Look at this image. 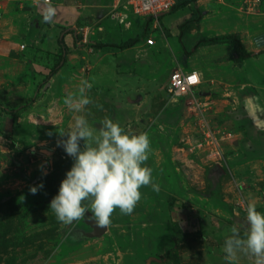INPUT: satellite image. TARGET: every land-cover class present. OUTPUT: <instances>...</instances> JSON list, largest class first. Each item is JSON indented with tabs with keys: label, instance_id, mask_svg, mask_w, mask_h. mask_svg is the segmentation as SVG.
<instances>
[{
	"label": "rangeland",
	"instance_id": "1",
	"mask_svg": "<svg viewBox=\"0 0 264 264\" xmlns=\"http://www.w3.org/2000/svg\"><path fill=\"white\" fill-rule=\"evenodd\" d=\"M57 1L62 0H51V4ZM245 1L209 0L207 9H211V17L216 16L210 22L230 26L248 18L263 27L262 42L264 0L251 11L246 10ZM20 10L21 0H0V39L8 40L13 31L22 30L25 21L31 24L29 29L23 28L21 37L16 36L22 43L27 40L26 49L18 50V56L25 58L38 49L29 37L41 38L38 25L51 22H42L43 16L34 15L35 11L29 18L20 16ZM124 10L125 15H133ZM169 18L178 17L174 13L161 16L162 24L169 26L162 28L164 45L157 39L155 47L122 51L113 45L98 49L103 43L94 38L97 33L77 19L74 30L79 44L69 50L71 56L65 63L75 75L60 79L62 85L68 83L66 89L56 83L51 86L46 78L58 53L45 60L39 55L30 57L27 82L11 78L12 85H21L20 90L11 85L8 90L0 88V103L8 109L0 108V264H226L224 240L234 225L243 235L247 204L254 203L264 213V127L252 125L247 131L252 121L242 103L257 94L264 97V73L254 75L255 84L233 85L214 78V69L208 67L210 74L205 79L211 94L218 97L227 88L225 116L241 123L245 132L240 145L228 147L218 164H205L191 149L196 136L187 121L185 98L174 99L167 91L171 74L188 58L186 49L191 51L195 45L192 36L180 39L178 24L169 25ZM139 21L140 25L155 23L150 18ZM147 32L141 34L143 39ZM153 34L160 36L159 31ZM209 55L214 54H205ZM83 80L92 84L88 92L92 103L77 113L63 100L69 93H78ZM36 91L38 101L24 106ZM77 115L97 128L107 117L126 131L147 133L150 139L146 164L158 190L142 187L134 211L123 215L116 209L100 235H96L101 230L90 218L91 212L65 224L49 210L53 186L59 190L73 164L57 142L66 139L60 132L70 130ZM10 126L20 133L18 138L29 134L32 139L14 140L8 132ZM41 183L43 188L38 187ZM33 186L38 187L36 194L30 192ZM234 264L249 261L241 255Z\"/></svg>",
	"mask_w": 264,
	"mask_h": 264
},
{
	"label": "crops",
	"instance_id": "2",
	"mask_svg": "<svg viewBox=\"0 0 264 264\" xmlns=\"http://www.w3.org/2000/svg\"><path fill=\"white\" fill-rule=\"evenodd\" d=\"M208 1L209 0H198L196 2L198 9L204 11V15L198 24L193 25L189 30H187L184 36L179 35L180 39L183 41L185 37L192 36V39L194 40L193 44H195L201 37L211 38L223 34L238 33L241 42L247 51L260 53L255 57L243 60L241 64H236L234 61L228 59L233 52V45L230 43H216L199 46L195 52L188 56L187 60L183 64H178V68L182 70H192L200 74L202 83L197 88V91L200 95L210 96L216 105L211 114L212 119L218 123H224L227 127L236 130L237 139L232 145L226 144L224 148L226 150L228 147L236 148L240 145L245 129L237 120L233 118H230V120L227 116H225V103H227V101L229 103V96H227L229 93H226L227 88L223 89V95H219L221 97H213L211 94L212 88L209 89L211 85H209L205 79V77H207L210 73L207 74L206 71L208 67L209 69H214L211 70V74L214 75V78L220 81L229 82L233 85L242 84L245 86L255 84L253 79L254 75L264 73V41H259L262 39L261 31L263 30V27L248 18L241 22L235 20L236 23H233L230 26L216 24L215 21L210 22V18L213 20L216 19V16L214 15L211 17V9H207ZM21 3L23 10L19 11L20 16H26L29 18L34 11V15L40 14L43 16L46 3L43 2L39 5H35L27 0H21ZM52 5L56 8L57 15L49 25H38L37 30L42 34L41 38L35 39L32 36L29 37V40L35 42L38 46L36 53L32 50L31 54H28L25 58L24 56H18L19 48L21 51L26 49L27 40L22 43L17 39L18 36L21 37L20 32H23V28L25 30L30 28L31 24L26 21L20 25L22 30L20 28V31H16V33L13 31L12 35L8 37V40L0 39V88L8 90V86L11 85L13 89L20 90L21 85H18V87L12 85L13 83L11 78L17 81L21 80L22 82H27V76L25 74L26 72L29 73L28 59L30 57L33 58L34 55H39L41 59L45 60L47 59L46 56H54L57 54L59 51L57 39L63 29L73 30V33H67L65 35V42L70 51L77 44H79L77 38H75L78 37V33L74 30V22L77 19H83V22L87 23L85 26L90 29H94L93 31L97 33L94 38L103 43V45L98 46V49L100 50L109 47V45H113L114 49L118 51L134 49L138 46L152 48L158 43L157 39H159L163 44L164 32L162 28L165 27L168 29L169 27L164 26L160 20L161 16L166 13L161 14L158 17V23H154L153 26L146 25L142 22L144 27H141L142 25H140L141 22L139 19H149L150 17L136 16L129 7L125 6V2L119 4L117 0H62L61 2L57 1ZM124 8L129 9L133 15H125L126 13L124 12ZM173 8L168 13H174L178 18H169V25H180L191 16L193 4L190 3L176 11H173ZM126 16L128 17L127 20L125 19ZM218 16L220 18H224L223 15L219 14ZM136 23L139 25H135ZM178 25L176 26L177 28ZM144 30L148 31L145 39H143V36L141 35ZM153 31H159L160 36H155ZM149 35L155 38L156 43L153 46L146 44V39ZM130 39H136L130 47H119V45ZM22 44H25L24 49H21ZM185 52L190 53L191 51L186 49ZM209 52L214 55L212 57L210 55L205 56V54ZM200 53L202 55H200ZM68 55L71 56V54ZM69 59L68 61L71 62L72 60ZM68 75L71 79H73L75 72H71V66L69 64H64L62 68H60L58 72L50 78L51 86L56 83L66 89L68 83H63L64 85H62L60 83V79ZM41 78L42 74H40L37 79L40 80ZM19 92L20 91H18L17 96H19ZM5 102H8V99H6ZM242 103L246 108V112L249 115L250 120L252 121V123L248 125L247 131L250 130L252 125L256 128L264 127V97L257 94L254 97H247L243 99ZM10 127L8 132H10L14 140L27 142V140L32 139V136L27 133V137L18 138V132L16 129ZM16 174L19 175L20 172L18 173L17 171Z\"/></svg>",
	"mask_w": 264,
	"mask_h": 264
},
{
	"label": "clouds",
	"instance_id": "3",
	"mask_svg": "<svg viewBox=\"0 0 264 264\" xmlns=\"http://www.w3.org/2000/svg\"><path fill=\"white\" fill-rule=\"evenodd\" d=\"M45 3L42 22L50 23L57 11L51 0ZM91 88L92 84L83 80L78 93H69L64 104L71 111L83 112L92 103L88 95ZM60 135L66 139L58 141L57 146L63 147L73 164L49 204L59 222L71 224L91 212L90 218L98 226L106 227L116 209L123 215L134 211L141 200L142 187L158 190L152 169L146 164L151 151L147 133L126 131L107 117L98 128L92 127L85 116L77 115L72 128ZM38 187L43 188V184ZM38 187H31L30 192L36 194ZM230 233L223 246L226 264H234L241 255L249 264H264V213L257 211L254 203L246 206L243 235L235 225Z\"/></svg>",
	"mask_w": 264,
	"mask_h": 264
},
{
	"label": "built area",
	"instance_id": "4",
	"mask_svg": "<svg viewBox=\"0 0 264 264\" xmlns=\"http://www.w3.org/2000/svg\"><path fill=\"white\" fill-rule=\"evenodd\" d=\"M42 1L45 3V0ZM259 1L246 0V10L254 9ZM117 2L119 4L125 2V6L136 16L150 17L151 22L158 23V17L171 11L176 0H117ZM155 43V38L149 35L146 44L153 46ZM24 48L25 44H22L21 49ZM201 83L202 79L198 72L177 68L170 76L167 91L174 99L185 98L187 121L193 125L196 136L191 147L194 155L205 164L216 165L223 158L225 145H232L237 139V132L212 119L211 114L216 105L210 96L199 94L197 88ZM30 150L34 152L35 149ZM14 172L17 173V170Z\"/></svg>",
	"mask_w": 264,
	"mask_h": 264
},
{
	"label": "trees",
	"instance_id": "5",
	"mask_svg": "<svg viewBox=\"0 0 264 264\" xmlns=\"http://www.w3.org/2000/svg\"><path fill=\"white\" fill-rule=\"evenodd\" d=\"M197 1L198 0H176L173 11L183 8L190 3L193 4L191 16L187 18L183 23L178 25V31H179L180 36H184L187 30H189L193 25L198 24L204 15V11L198 9L197 4H196ZM67 33H73V30L63 29V31L61 32L60 36L57 39V44L59 46L58 57H57L58 59L53 64V66L49 69V72L47 73V76H46L47 79H50L53 75H55L58 72V70L62 68V66L67 61V56H68V51H69V47L67 46L65 42V35ZM75 38H78V37H75ZM135 40L136 39H130L127 42L119 45V47L121 48L130 47L135 42ZM216 43H230L233 45V52L228 57V59L234 61L236 64H241L243 60L250 58V57H255L258 54H260L256 52L247 51L241 42L239 34L230 33V34L218 35V36L211 37V38H206V37L199 38V40L195 43L191 52L186 53V56H189L191 53L195 52V50L199 46L216 44ZM37 93L38 91L35 92L34 96L24 106H28L31 103L36 102L38 100ZM0 108L6 111L8 110L1 103H0ZM52 193L55 195L58 194V191L56 187L54 186L52 189Z\"/></svg>",
	"mask_w": 264,
	"mask_h": 264
},
{
	"label": "water",
	"instance_id": "6",
	"mask_svg": "<svg viewBox=\"0 0 264 264\" xmlns=\"http://www.w3.org/2000/svg\"><path fill=\"white\" fill-rule=\"evenodd\" d=\"M101 231L100 232H96V235H100L101 233H103L106 229V227H100L99 228Z\"/></svg>",
	"mask_w": 264,
	"mask_h": 264
}]
</instances>
